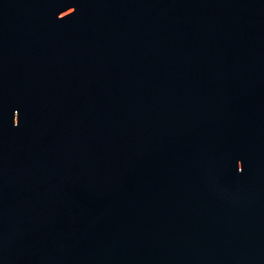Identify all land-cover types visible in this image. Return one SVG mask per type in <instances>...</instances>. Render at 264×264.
<instances>
[{"label": "water", "instance_id": "water-1", "mask_svg": "<svg viewBox=\"0 0 264 264\" xmlns=\"http://www.w3.org/2000/svg\"><path fill=\"white\" fill-rule=\"evenodd\" d=\"M0 264H264V0H0Z\"/></svg>", "mask_w": 264, "mask_h": 264}]
</instances>
